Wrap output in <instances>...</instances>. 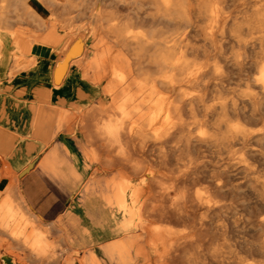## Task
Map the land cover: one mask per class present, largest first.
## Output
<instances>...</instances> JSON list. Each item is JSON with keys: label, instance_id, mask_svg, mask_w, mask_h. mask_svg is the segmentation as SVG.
<instances>
[{"label": "bare ground", "instance_id": "bare-ground-1", "mask_svg": "<svg viewBox=\"0 0 264 264\" xmlns=\"http://www.w3.org/2000/svg\"><path fill=\"white\" fill-rule=\"evenodd\" d=\"M18 1L0 0V91L22 98L53 97L49 83L39 81L38 71L47 75L52 65V61L44 54L46 52L60 55L55 64V81L61 83L67 67L76 64L85 53L91 54L102 47L90 59L85 70L86 75L93 73L94 79L100 81L107 72L104 65L114 45L112 42H103V39L95 42L97 35L104 38L115 34L124 40L125 45L131 46L135 56H130L136 59L138 72L143 71L145 62L156 70L154 74L144 68L149 75L136 76L131 57L116 51L119 55L116 56L115 64H119V68L111 69L107 88L104 90L105 96H111L112 104L109 108L114 111L115 116L108 118L104 124H99L98 119L96 126L93 123L94 130L99 131L104 138V145H113L116 154L113 157L107 155L104 163L100 161L103 165L97 168L101 173L108 171L112 167L110 164L124 162L123 164L131 166L132 171H119V178L112 177L104 182L100 180L78 186L81 190L74 208L82 209L87 214L96 226L97 236L115 235L116 239L103 245L101 250L90 249L87 257H82L79 249L74 250L67 264H130L135 261L136 256L145 258V248L140 244L142 239L138 228L142 225L147 228L153 226L148 224V227L147 223L145 225L144 216L141 215L138 203L143 196H146V202L149 201L147 205L144 204L145 215L157 220L150 231L147 229L145 236L148 253L152 256L150 258L147 255L146 264H164L177 254L175 251L179 247L187 244L182 241L187 240L184 233L165 226L169 223L167 220L198 225L201 210L211 212L214 219H223L225 225L217 226L222 231L220 238L223 241L226 238L228 241L233 240L255 259L244 263L237 256L229 263L264 264V0H244L247 5L244 10L242 8V12L239 11L241 15H234L229 11L225 0H107L129 9L127 18L116 21L112 18L115 12L113 9L105 12L97 3L92 10L87 32L76 37V41L61 54V44L64 36H67V30L55 31L49 28V33L42 35L19 28L12 31L7 27V8L10 7V11L14 13L11 6H15ZM46 1L54 5L60 3L59 0ZM77 1L65 0L62 4L69 10ZM25 12L28 14V11ZM35 12V23L49 26L47 19L50 14L47 10L38 5ZM55 23L52 22L56 25ZM156 24L159 25L158 28ZM69 29L73 30V26L69 25ZM166 29L168 35H165ZM246 32L252 35V42L247 39ZM249 48L252 50L250 53ZM111 62H114L113 59ZM143 72L142 75L145 74ZM73 98L76 99L74 106L78 102L91 100L78 91L74 92ZM94 108L99 106H91L86 112ZM133 133L144 138L150 136V144L157 146L160 152L155 153L159 155L162 152L163 161L160 165L171 171L174 181L170 182L178 191L177 198L172 197L174 200L171 204L169 201L172 198H168L165 190L156 186L164 182L153 179L147 174L149 171L146 173L148 177H152L149 180L134 179L132 173L139 174L137 169L141 167L138 163H131L132 141L129 140V135ZM135 144L138 145L136 142ZM145 144L143 145L146 146ZM133 152L135 153L134 149ZM92 157L99 161L95 153H92ZM71 161L79 162L76 155H71ZM27 168L15 174L14 167L9 163L0 173V179L4 178L9 182L6 199L0 203V214L4 208V211L8 210L5 217H0V231L8 233L23 245L31 244L34 237L32 245L29 244L31 251L41 250L44 256L52 257L51 261L56 262L53 244L46 238L48 230L37 226L15 189V182L19 180L17 178ZM199 182L205 184V191L197 189ZM70 187L75 188L76 185ZM153 187L163 190L160 193L164 195L161 197H165V201L158 200L160 197L157 199L156 194H153ZM191 209L198 213L193 216ZM211 213L208 214L212 217ZM161 222L166 223L163 226ZM211 223L215 224L213 220ZM240 228H244L243 241L239 235ZM92 234L89 232L86 235V242L93 241ZM39 252L37 255L40 256ZM193 253L191 256L195 259ZM185 256L189 258L190 254L185 252ZM221 256L217 249L211 252L215 264H223ZM0 261V264H17L16 259L4 254Z\"/></svg>", "mask_w": 264, "mask_h": 264}, {"label": "crops", "instance_id": "crops-1", "mask_svg": "<svg viewBox=\"0 0 264 264\" xmlns=\"http://www.w3.org/2000/svg\"><path fill=\"white\" fill-rule=\"evenodd\" d=\"M47 53L44 54L52 61V65L47 75L38 71L39 81L49 83L50 93L54 95L53 97L50 96L51 98L49 99L22 98L0 91V153L8 156V162L17 171L28 167L27 171L17 178L19 180L15 182V189L18 191V196L22 199L26 211L38 224L37 226L46 228L48 231L51 228L56 230L57 237L55 240L50 239L46 233L47 240L53 242L54 248L58 245L61 246V251L64 254L72 255L74 250L79 249L81 256L87 257L90 249L101 250L103 245L114 241L116 236H97L95 232L96 226L89 220L87 214L82 209L74 208L81 190L78 186L96 183L100 180L104 182L112 177L119 178L121 171L131 172L132 168L128 164L114 163L113 165L110 164V167H112L108 171H102L101 173L98 171V168L103 165L101 162L104 163L103 160H105L107 155L112 157V151L106 150L107 147L103 146L105 144L104 138L99 131L97 133L94 130V127L99 122V124H104L110 118L105 113V110L112 111V109L108 108L112 104V99L110 95L105 96L104 94L108 79L96 81L93 73L90 75L85 74L90 59L94 57L93 52L91 54L85 53L76 64L67 67L68 70L66 69L64 76L61 78V83H56L55 81L57 71L55 64L60 55L58 53ZM76 91L82 93L85 97H90L91 100H86L83 103L78 102L77 106H74L76 99L74 100L73 94ZM106 99L110 101V104L105 107L104 101ZM91 106H99V108H94L88 114L86 110ZM78 110L79 112H77ZM97 119L100 121L98 122ZM92 153L99 157V161L92 157ZM71 155H76L79 162H72ZM36 160V170L35 172H30ZM63 164L65 166L68 164L66 166L67 169ZM29 177H35L40 182L50 180L70 196L71 203L64 214L59 216L55 222L42 223L40 217L33 213L30 205V192L26 186ZM6 185H9L8 180H6ZM71 185H76V187L72 188L70 187ZM3 189L2 187L1 190ZM5 194H7V190H5ZM4 210L5 208L3 209L4 215L3 212L0 214L2 218L8 212L7 209V212ZM89 232H92L94 236L91 243L86 242V235ZM7 236L10 240L17 241L15 245L19 248L25 245L27 248L25 246L23 248L30 254L29 257H23L15 253V250L14 253L9 252V254L5 251L2 252L1 255H8L14 260L16 259L17 264H67L68 260L72 258V256L70 258L68 255L66 258L67 263H62L57 256L56 262L46 261L43 259L46 256L42 254L41 250L31 251L30 245L35 240L34 237L32 238L33 241L30 239V245H23L19 243V240L11 238L8 233ZM140 244L144 245L145 258L136 256L135 261L130 264H146L147 255L152 258L151 253H148L146 239ZM38 252L40 256L37 255ZM99 257L102 258L101 255ZM20 258H27V260H20Z\"/></svg>", "mask_w": 264, "mask_h": 264}, {"label": "rangeland", "instance_id": "rangeland-1", "mask_svg": "<svg viewBox=\"0 0 264 264\" xmlns=\"http://www.w3.org/2000/svg\"><path fill=\"white\" fill-rule=\"evenodd\" d=\"M45 4V6H44V4H42V2ZM29 0V1H26V0H19L18 2H17V4L15 5V6H11V10L15 13H12L11 11H10V7H8L7 8V12H8V15H6V18L8 17L9 18V20L7 21V23H6V25H7V27L10 29V30H12V31H14V30H18V28L20 29V30H24V31H27V32H37V33H39V34H42V35H46V34H48L49 33V28H53V30H63V31H65V30H67L66 32H67V36H64L65 38H64V40H63V42H62V44H61V51H60V54L63 52V51H65L66 49H67V47L69 46V45H71V43L73 44V41H76V37H78V36H81V35H83V33L84 32H87V29H88V27H89V23L91 22V14H92V10H94L95 9V7H96V4L98 3V5L102 8V9H104L105 10V12H109V11H111L112 9L115 11L112 15H114L113 17H112V15H111V17L112 18H114L116 21H120L121 19H122V21H124L126 18H127V15H128V12H129V9H127V8H122L121 7V5L119 6V4L117 3H114V2H112V1H109V2H107V0H76L77 2L75 3V5H73V6H70V8H69V10L67 9V7H64V5L62 4V2H64L65 0H59V4H56V5H54V4H51L50 2H48V1H46V0ZM45 1V2H44ZM226 1V4L228 5V10L229 11H232L233 12V14L234 15H236L237 13L239 14L240 12H242L243 10H244V7L247 5V2L246 1H244V0H229V2H228V0H225ZM31 2V3H30ZM47 2V3H46ZM243 2V3H242ZM26 3H29V4H26ZM38 3H40V4H38ZM111 3V4H110ZM31 4V5H30ZM61 4L63 5V6H61ZM113 4V5H112ZM116 4V5H115ZM230 4V5H229ZM243 4H244V6H243ZM38 5H40V7L42 6L43 8H45L46 10H47V13L48 14H50L49 16H48V19H47V23H50L49 24V26H47L46 24H42V25H37L36 23H35V18H34V15L36 14V10H37V8H38ZM54 5V6H53ZM78 5V6H77ZM112 5V6H111ZM21 6V7H20ZM32 6V7H31ZM33 6H35V9L33 8ZM83 6V7H82ZM231 6V7H230ZM31 7V8H30ZM64 7V8H63ZM76 7V8H75ZM117 7H118V10H116L117 9ZM240 7V8H239ZM14 8H16V9H14ZM24 8H26V9H24ZM93 8V9H92ZM238 8V9H237ZM242 8H243V10H242ZM63 9H65V10H63ZM108 9V10H107ZM9 10V11H8ZM15 10H17V11H15ZM68 12H67V11ZM241 10V11H240ZM25 11H28V14H26L27 12H25ZM240 11V12H239ZM30 12H32V13H30ZM33 12H34V15H33ZM10 13H12V14H10ZM18 13H20V14H18ZM22 13V14H21ZM25 13V14H24ZM79 13H81V15L79 14ZM7 14V13H6ZM12 16H10V15ZM15 15H17L19 18H20V21H19V18L18 17H15ZM30 15H32L31 17H30ZM57 17H56V16ZM239 15H241V13L239 14ZM238 15V16H239ZM10 16V17H9ZM24 16V17H23ZM77 16H79V17H77ZM84 16V17H83ZM120 16H121V18H120ZM117 17V18H116ZM124 17V18H123ZM7 18V19H8ZM15 18V19H14ZM18 20H17V19ZM66 18V19H65ZM32 19V20H31ZM34 19V20H33ZM120 19V20H119ZM31 20V21H30ZM59 20V21H58ZM103 21L104 20H107V19H102ZM10 21V22H9ZM56 22L55 24L56 25H54V24H52V22ZM108 21H109V19H108ZM12 22H14V23H12ZM67 22V23H66ZM8 23H10V24H8ZM35 23V24H34ZM79 24V25H78ZM43 25H44V27H43ZM69 25H72L73 26V30H70L69 29ZM11 26V27H10ZM22 26V27H21ZM42 26V27H41ZM66 27V28H65ZM156 27L158 28L159 27V25H157L156 24ZM14 29V30H13ZM166 32H167V29H166ZM79 34V35H78ZM159 34H161L162 35V33L161 32H159ZM169 33L167 32L165 35H168ZM250 33H248V32H246V37H247V39L250 41V42H252L254 39L252 38V35L250 34ZM249 36V37H248ZM113 38V39H112ZM115 38V39H114ZM251 38V39H250ZM98 39V40H97ZM99 39H100V42L102 41V39L104 40L103 42H107V43H110V42H112V44L114 45V47H113V49H111L110 51H109V56H108V60H107V62L105 63V65H104V68H105V70L107 71L106 73H105V76H103L102 77V79H100V80H103V79H108L109 78V72L111 71V69L112 70H114V69H116V68H119V67H117V66H119V64L117 65V64H115V62L117 63V61H115L116 60V56L117 55H119V53L120 52H122V53H124L125 55H128L129 57H131L130 55H133V56H135V54L133 53V51H132V49H131V46H129L128 44L127 45H125L126 43H124V40H122V39H120V38H118V37H116V35L115 34H113V35H111V34H109V35H106V36H104V38H101V36H96L95 37V42H99ZM253 39V40H252ZM117 42V43H116ZM124 43V45H123V43ZM250 42H249V46H250ZM120 43V44H119ZM123 45V46H122ZM122 47V48H121ZM127 47V48H126ZM102 47H100V48H97V49H95L94 50V52H93V54H94V56L96 55V54H98V51H101L102 49H101ZM128 49V50H127ZM131 49V50H130ZM116 51H119V53L118 52H116ZM252 50L249 48V53L251 52ZM116 52V54H113V53H115ZM118 53V54H117ZM131 53V54H130ZM133 53V54H132ZM113 54V55H112ZM113 57H112V56ZM131 57V61H132V64H133V68H134V73H135V75L136 76H139L140 77V75L141 76H143V77H145L146 76V74L147 75H149V73H156V70H154V68H152L149 64H147V62H145L144 63V67H143V71H144V68L149 72H147L146 73V71H144L145 72V74H143L142 75V72L141 71H139L138 72V70L136 69V59L134 58V57ZM133 58V59H132ZM111 59H113V61L114 62H111ZM109 62V63H108ZM109 65V66H108ZM115 66L116 65V67H112V66ZM108 66V67H107ZM155 71V72H154ZM143 72V73H144ZM139 73V74H138ZM151 75V74H150ZM143 77H141V78H143ZM109 80V79H108ZM110 104V101H108L107 99L104 101V106H107V105H109ZM109 108V107H108ZM105 113H107L110 117L111 116H115V113H114V111L112 110V111H106ZM133 135V136H132ZM132 135H129V140L130 141H132L131 143V154H132V158L131 159H133V161H131V163L132 164H139V166L141 167V168H138L137 169V171L139 172V174L137 173H135V174H133L132 173V175H134L135 177H136V179H138V181H143V180H149L150 178H152L153 177V179L155 178V180L157 179L158 181H161V182H164L163 184H160L159 186L158 185H156L157 187H158V189H159V187H161L163 190H165V193H167L168 194V198L170 197V198H172V197H174V199L175 198H177V195H176V192H178L177 191V187H175V185L173 186V181H174V177L172 176L173 174L171 173V171H168L167 170V168L163 165H160V163H162V161H163V158H162V152H161V154H157L158 152H159V150H158V148H157V146H153V145H151L150 143L151 142H149L150 141V136H149V138H147L148 137V135L147 136H145V138L144 137H140V136H137V135H135L134 133L132 134ZM131 137H133V138H131ZM139 138H141V139H139ZM144 138V139H143ZM103 139V138H102ZM135 139V140H134ZM147 139H149V140H147ZM136 140H138V141H136ZM144 140H146L145 142H144ZM141 141H143V143L141 142ZM135 142L136 143H138V145L140 146L139 148H138V145L137 144H135ZM147 145H146V144ZM134 144V145H133ZM143 144H145L146 146H144ZM142 145L144 146L143 147V149L141 148L142 147ZM103 146H107V148L106 149H108V150H111L112 151V157L113 156H115V147L113 146V145H110V146H108V145H103ZM135 146V147H134ZM150 146H151V148H150ZM146 147H147V150H146ZM155 147V148H154ZM112 148H113V150H112ZM137 148H138V150L140 151V152H138V150H137ZM141 148V149H140ZM150 148V149H149ZM133 149H134V151H135V153L133 152ZM136 149V150H135ZM146 150V151H145ZM145 151V152H144ZM142 152V153H141ZM144 152V153H143ZM148 152H150V153H148ZM155 152H157V153H155ZM115 153V154H114ZM138 153V154H137ZM140 153V154H139ZM148 153V154H147ZM152 153V154H151ZM160 153V152H159ZM147 154V155H146ZM155 154H156V157H155ZM142 155H146L145 157H143ZM150 155V156H149ZM154 156V157H153ZM8 156L7 155H3V154H1L0 153V166H1V169H0V173H1V171H2V169H3V167L6 165V164H8L9 165V162H8V158H7ZM162 159H161V158ZM136 158V159H135ZM140 158L142 159V161H140ZM151 158V159H150ZM155 158H157V161H156V159ZM158 158H160V160H158ZM144 159V160H143ZM147 161H146V160ZM153 159V160H152ZM155 159V160H154ZM135 160H136V162H135ZM152 161V163H151V161ZM2 161V162H1ZM144 161V162H143ZM150 161V162H149ZM154 161V162H153ZM139 162H141V163H139ZM157 162V163H156ZM124 163V162H123ZM126 163V162H125ZM146 163V164H145ZM143 164V165H142ZM145 164V165H144ZM36 165H37V160L33 163V165H32V168H31V170H30V172H35V168H36ZM148 167H147V166ZM146 168H144V167ZM154 167V168H153ZM161 167V168H160ZM162 168H164V169H166V170H164V169H162ZM155 169H157V170H155ZM140 170H141V172H140ZM153 170V171H152ZM162 170V171H161ZM13 171L15 172V174H17V170H15V169H13ZM144 171V172H143ZM149 171V172H148ZM151 171V172H150ZM155 171V172H154ZM167 171V172H166ZM148 172V173H147ZM150 174L152 177H148L147 176V174ZM156 173V174H155ZM168 173H170V174H168ZM2 175L0 174V177H1ZM143 176V177H142ZM144 176H145V178H144ZM172 176V177H171ZM158 177H159V179H158ZM171 177V178H170ZM149 178V179H148ZM163 179V180H162ZM169 179V180H168ZM171 180H173V181H171ZM168 181V182H167ZM172 183H171V182ZM22 182H24V181H22ZM166 184H167V186H166ZM164 185V186H163ZM26 186H27V189H28V191L30 192V205L32 206V211H33V213L35 214V215H37V216H39L40 217V220H41V222L42 223H45V224H48V223H52V222H55L56 221V219L59 217V216H62L63 214H64V212L66 211V209L68 208V206H69V204L71 203V198H70V196L62 189V188H60L58 185H55L53 182H51L50 180H43V182H40V181H38L35 177H29V179L27 180V182H26ZM167 188H166V187ZM4 188L3 190H1V188ZM8 185H6V179H4V178H2V179H0V203L2 204V200L5 198L4 196L6 195L5 194V190H7L8 188ZM164 187V188H163ZM172 187V188H171ZM196 187H197V189H200L201 191H205V189H206V187H205V184L204 183H202V182H199V183H197V185H196ZM6 188V189H5ZM160 188V189H161ZM170 189V190H166V189ZM154 189L158 192V193H155V191H154ZM40 190H41V192H40ZM152 190H153V194L157 197V199L158 200H160V201H162V200H164L165 201V197L163 198V197H161V196H164V195H161V191H163V190H157V188L156 187H153L152 188ZM160 193V194H159ZM164 193V194H165ZM160 195V196H159ZM4 197V198H3ZM3 198V199H2ZM2 199V200H1ZM173 198L172 199H170V201H169V203L171 204L172 202H173V200H174ZM146 200V196H143L142 198H141V200L139 201V206H140V211H141V215H142V217L144 216V221H145V225H146V223H147V226H148V224L149 225H151V226H153L154 227V223H157V220L155 221V219L153 218L152 219V217H150V216H147V215H145V209H146V206H144V204L145 205H147L148 203L147 202H149V201H145ZM151 201V200H150ZM160 201L159 202H157V204L158 203H160ZM143 202V203H142ZM144 202H146V203H144ZM151 203V202H150ZM168 203V205H170ZM0 204V205H1ZM192 214H193V216L195 215V214H197L196 213V211L194 210V209H191V211H190ZM195 213V214H194ZM200 216H201V220H199L198 222H199V224L197 225V224H189V223H179V222H176L175 220H167L166 222H168L169 221V223L170 224H172V225H170L169 223H168V225H166L165 224V226H167V227H170V228H172V229H174V230H179V231H181L182 232V234L184 233V236H187V240H186V242H184V239H182V241H183V243L185 244V243H187L185 246L183 245V246H181V248L183 249V251H182V249L179 247L178 249H177V251H175V253H177V254H175V255H177V256H175V255H173V257L171 256L170 257V260H168V261H165V263L164 264H169L170 263V261H172L171 262V264H175L176 263V261H177V263L176 264H193L194 263V261H195V263L194 264H215L214 262H213V260H212V258H211V252L213 251V249L215 250V249H217L218 250V252H219V254L220 255H222L221 256V259L223 260V262H221V263H223V264H231V263H229V262H231L233 259H235L237 256H239V257H241L242 258V260L244 261V263H250V262H252V261H254L255 259L250 255V254H248L246 251H243L233 240L232 241H228V239L226 238L225 239V241H223L221 238H220V236H221V232L222 231H220V230H218V227L220 226V225H225V222L223 221V219H220V218H215L214 219V217H213V215H212V213L211 212H203V210H201L200 212ZM208 213H211V215H212V217L210 216V214H208ZM147 216V217H146ZM147 219V220H146ZM152 219V220H151ZM212 220H213V222L215 223V224H213V223H211L212 222ZM150 223H149V222ZM153 221H155V222H153ZM166 222H161L162 223V225L164 226V224L163 223H166ZM172 222V223H171ZM204 222V223H203ZM159 223V222H158ZM196 223H197V221H196ZM206 223V224H205ZM209 223V224H208ZM153 224V225H152ZM180 224V225H179ZM215 225H216V227H215ZM195 229V231H194V229L192 230V227ZM201 226V227H200ZM218 226V227H217ZM142 227V228H141ZM148 227H150V226H148ZM153 227H150V228H147V227H145V226H140L139 228H138V230H139V234H140V239H142V241H145V236H146V233H147V231L149 230L150 231V229H152ZM208 227H210V228H208ZM190 228V229H189ZM203 228H207L206 230L205 229H203ZM226 228V227H225ZM148 229V230H147ZM30 230V229H29ZM184 230V231H183ZM199 230H201V232H199ZM213 230V231H212ZM240 230H241V234L239 233V235L242 237V238H240L242 241L244 240V238H245V234H244V228H240ZM191 233H190V232ZM205 231L207 232V233H205ZM210 231V232H209ZM219 232V234H218V232ZM214 232V233H213ZM243 232V233H242ZM185 233H186V235H185ZM188 233V234H187ZM199 233V234H198ZM190 234V235H189ZM194 234V235H193ZM47 235H48V237L50 238V239H52V240H55V238L57 237V232H56V230L55 229H53V228H51V229H49V231L47 232ZM142 235H144V236H142ZM189 235V236H188ZM193 236H195V237H193ZM190 237V238H189ZM197 237V238H196ZM227 237V236H226ZM195 238V239H194ZM189 239V240H188ZM0 240H1V242H0V256H1V254H2V252L3 251H5V252H12V253H14V250H15V253H18V255H20V256H23V257H26V256H30V254H29V252L25 249V248H23V247H18L17 245H15V241H12V240H10L9 238H8V236H7V233H4V232H1L0 231ZM3 240V241H2ZM191 240V241H190ZM49 241V240H48ZM190 241V242H189ZM8 242V243H7ZM51 242V241H50ZM196 242H197V244H196ZM8 244V245H7ZM52 244H53V242H52ZM188 244H190V245H188ZM188 245V247H186ZM199 247H198V246ZM53 246V251H54V253L56 254V256H58L59 257V259L61 260V262L62 263H67L66 262V258L68 257V255L65 253H63L62 251H61V246H56L55 248H54V244L52 245ZM193 246V247H192ZM212 246V247H211ZM184 247V248H183ZM190 247V248H189ZM198 248V249H196V248ZM207 247H209V249L207 248ZM192 248H193V250H194V248H195V250H194V253L192 252L193 250H192ZM207 248V249H206ZM186 249H188L187 251H186ZM204 249H205V251H204ZM207 250H209V252L207 251ZM211 250V251H210ZM186 253H188V254H190V257L189 258H187L186 256H185V252ZM190 252V253H189ZM193 253V257L195 258V259H193L192 258V253ZM195 252H196V254H195ZM205 252H207V253H205ZM183 253V254H182ZM198 254V255H197ZM201 254V255H200ZM205 256H204V255ZM210 254V256H208ZM203 255V256H202ZM72 255H69V257H71ZM175 256V257H174ZM202 256V257H201ZM153 257H154V255H153ZM180 257V258H179ZM187 258V260H186V258ZM201 257V258H200ZM173 258V259H172ZM176 258V259H175ZM192 258V259H191ZM44 259L47 261V260H51L52 259V257H44ZM179 259V260H178ZM185 259V260H184ZM0 260H1V258H0ZM20 260H27V258H20ZM173 260H176L175 262L173 261ZM190 260H191V262H190ZM197 260H198V262H197ZM200 260V261H199ZM211 260H212V263H210L211 262ZM189 261V262H188Z\"/></svg>", "mask_w": 264, "mask_h": 264}]
</instances>
